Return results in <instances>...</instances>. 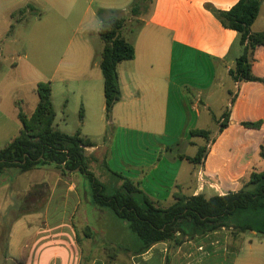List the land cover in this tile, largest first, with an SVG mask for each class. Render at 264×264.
I'll return each mask as SVG.
<instances>
[{"label": "crops", "instance_id": "obj_1", "mask_svg": "<svg viewBox=\"0 0 264 264\" xmlns=\"http://www.w3.org/2000/svg\"><path fill=\"white\" fill-rule=\"evenodd\" d=\"M134 1L91 0L80 26L96 27L98 32L101 26L98 10L118 11L126 17ZM239 1L152 0L148 12L140 13L144 17L137 16L140 43L146 46L147 54H142L134 44V59L118 65L121 101L114 106L111 121L106 120L104 79L102 92L95 89L93 96L99 100V118L105 137L98 144L85 136L94 143L93 147L86 148V154L95 162L102 156L101 165L105 168L102 176L110 174L108 168L133 181L153 201L171 204L180 195L211 197L237 192L253 171H264L261 155L264 152V84L231 79L229 71L242 55L243 47L238 32L224 27L212 11H229ZM94 2L97 9L91 7ZM252 30L264 31V3ZM254 58L253 74L264 79V46L256 49ZM96 67L100 68V62ZM227 77L230 84L225 82ZM96 78L100 79L98 74ZM101 95L103 101H100ZM82 102L86 117L88 103ZM218 103L219 118L215 111ZM226 111L230 114L229 122L219 131L218 121ZM212 120L217 124L215 129H212ZM255 122H261L262 126L259 129L245 126ZM194 130L211 131L209 144L201 137H193ZM118 143L123 147L120 160L114 157ZM206 144L207 154L200 165L186 159V156H195L199 147ZM51 167L47 165L44 169ZM10 171H15L19 181L20 170ZM200 173L205 177L204 183L199 180ZM52 175L56 180L47 178L44 184H35L26 190L20 187L21 191L28 192L50 190L49 198L43 210L25 211L12 222L0 264H29L31 259V264H83V259L85 264H100L98 248L102 249L103 244H98L97 232L92 229L90 237H81L80 226L74 220L81 207L77 187L55 172ZM4 180L3 177L0 182ZM122 182L120 179L118 188ZM83 188L85 193L86 184ZM89 204L91 212L105 213ZM55 205L62 208L64 220L54 221V228L53 220L47 217ZM84 215L87 216L81 222L88 226V210ZM23 233L28 235L27 239H21ZM110 234H115L112 235L115 238L118 229ZM130 242L132 246L124 248L131 251L128 254L132 259L139 258L143 264H152L153 250L166 245L159 243L142 255H133L139 247L134 238ZM168 248L165 249L167 263L171 252L179 254L182 245L169 251Z\"/></svg>", "mask_w": 264, "mask_h": 264}, {"label": "rangeland", "instance_id": "obj_2", "mask_svg": "<svg viewBox=\"0 0 264 264\" xmlns=\"http://www.w3.org/2000/svg\"><path fill=\"white\" fill-rule=\"evenodd\" d=\"M151 1H145L143 12H148ZM90 3L91 0H0V150L16 138L22 129L18 118L19 109L28 116L35 111L38 104L36 89L40 82H51L57 129L66 134H74L80 130L82 136H88L98 144L104 142L99 100L93 97L95 89L101 93L103 87L101 70L96 67L101 59L102 42L96 27L80 26V19ZM28 5L32 8L24 13L20 12ZM91 7L97 9L98 5L94 2ZM141 15L144 17L145 14ZM125 18L128 22L123 29L124 35L142 54H147L146 46L140 43L141 28L136 20L137 16H132L129 11ZM97 74L100 79L96 78ZM225 82L230 84V78H225ZM82 96L88 103L86 117ZM100 97V101H103L102 95ZM215 111L219 118V103ZM211 122L212 129H215V120ZM117 147L114 157L120 160L123 147L120 144ZM101 157L97 162H92L90 170L97 178L100 175L107 193L113 195L121 190L117 187L120 180L112 174L107 173L105 177L101 175L105 172ZM51 166L48 169L41 167L40 170L37 168L29 173H20L22 175L18 178L19 181L15 171L9 170L10 173L2 176L6 180L0 182V187L4 186V189H0V254L6 252L7 227L25 211L43 210L50 194V190L46 192L45 189L39 192L24 190L35 184L42 185L48 179L56 180L57 177L52 175L55 172L77 187L81 207L74 220L80 226L78 231L81 237H90L92 229L95 230L94 233L97 232L98 244H103L102 249L98 248L100 264H128L130 260L133 264H143L144 261L139 258L132 259L129 252L115 253V246H132L130 240L136 238V235L125 226V222L121 226L117 221L119 219L111 211L103 210L105 213L101 215L91 212L83 188L85 184L87 189L89 186L79 171L63 175L59 169ZM20 187L24 190L21 191ZM33 198L39 199L38 202H33ZM56 207L57 205L51 208L47 217L48 220H53L54 228V221L64 220L62 208L60 205ZM87 210L90 222L87 223L88 226H83L81 220L87 216L84 215ZM115 227L119 234L114 238L112 235L115 234L110 233L113 230L115 232ZM27 236L23 233L21 239H27ZM167 248L168 244L153 250L152 264H264V236L256 233L245 234L242 238L233 231L221 230L198 242L190 241L182 245L179 254L171 252L168 263V258L165 257ZM31 263L32 259L29 264Z\"/></svg>", "mask_w": 264, "mask_h": 264}, {"label": "trees", "instance_id": "obj_3", "mask_svg": "<svg viewBox=\"0 0 264 264\" xmlns=\"http://www.w3.org/2000/svg\"><path fill=\"white\" fill-rule=\"evenodd\" d=\"M145 1L135 0L132 3V16L143 12ZM263 3L264 0H240L229 11L212 9L224 27L238 32L243 47L242 55L229 71L234 82L264 84V79L256 77L252 71L255 51L264 46V31L252 30ZM28 8L32 7L28 5L20 12L24 13ZM98 16L101 20L98 35L102 42L100 68L104 79L106 120L109 122L114 106L121 101L118 65L134 59L135 47L123 33L127 18L120 16L118 11L103 9L98 10ZM52 91L51 82L38 83L35 111L28 116L19 109L18 118L22 129L16 138L0 150V180L6 171L13 169L29 173L40 167L54 165L63 175L79 169L89 186V189H85V199L98 209L111 211L121 226L125 222V226L136 235L134 239L139 249L133 255H142L159 243L177 249L185 242H198L221 230L233 231L242 238L249 233L264 236V171H253L237 192L211 197L202 194L180 195L171 204H160L147 196L133 181L107 168L110 174L123 181L121 190L110 195L103 180L90 170L94 158L87 156L86 148L93 147L94 143L82 136L80 130L66 134L55 127ZM229 115L226 111L219 119V131L227 126ZM245 126L259 129L262 123H245ZM191 135L201 137L209 144L213 133L209 130H194ZM207 144L200 146L195 156H186V159L194 165H200L206 157ZM261 155L264 158L263 150ZM11 225L7 227L8 236ZM120 251L131 252L115 246V253Z\"/></svg>", "mask_w": 264, "mask_h": 264}, {"label": "built area", "instance_id": "obj_4", "mask_svg": "<svg viewBox=\"0 0 264 264\" xmlns=\"http://www.w3.org/2000/svg\"><path fill=\"white\" fill-rule=\"evenodd\" d=\"M203 177H204V176L200 173V174H199V180H200L201 183H204V182H205V179H204L205 177H204V178H203ZM217 233H218V232H217Z\"/></svg>", "mask_w": 264, "mask_h": 264}, {"label": "water", "instance_id": "obj_5", "mask_svg": "<svg viewBox=\"0 0 264 264\" xmlns=\"http://www.w3.org/2000/svg\"><path fill=\"white\" fill-rule=\"evenodd\" d=\"M75 171H79V169L75 170Z\"/></svg>", "mask_w": 264, "mask_h": 264}]
</instances>
